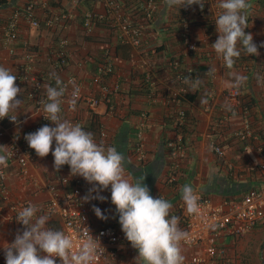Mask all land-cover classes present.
Masks as SVG:
<instances>
[{
    "label": "crops",
    "instance_id": "obj_1",
    "mask_svg": "<svg viewBox=\"0 0 264 264\" xmlns=\"http://www.w3.org/2000/svg\"><path fill=\"white\" fill-rule=\"evenodd\" d=\"M27 0H0V65L18 71L28 64L30 70L45 85L56 87L54 77L63 82L71 79L65 101L61 105V117L73 124L79 123L83 129L93 134L94 119L103 123L109 132V146L115 147L124 156L126 178L133 182L145 176L144 183L154 198L161 197L172 204L171 216H181L184 202L181 199V188L191 185L204 197L213 200L221 198H239L246 191L264 184V171L257 167L262 158L255 147L264 142V0H247L251 7L247 10L248 28L246 33L253 36L259 55H241L232 69H227L212 45L218 38L215 21L219 15L220 0H205L204 8L199 5L191 8V35L198 44V50L188 52L182 50L171 34L165 33L163 25H169L175 11L168 8L164 0H158V8L148 31L142 33L140 45L134 47L123 41L120 34L109 26H95L91 35H85L81 26L82 11L91 4L90 0H80L72 7V0H37L36 14L40 21L38 28L29 26L24 15H19L11 29L14 40L8 38L10 16L22 9ZM99 8L98 4H94ZM65 9H72L73 17L65 22L57 21L47 27L45 19ZM67 38L66 45L60 40ZM117 46V47H116ZM63 49L67 54V63L58 65L55 61L57 50ZM30 51V60L25 55ZM115 50V51H114ZM109 51L113 57L114 73L109 81L118 82L119 91L110 96L114 111L109 112L102 102L89 111L80 95L97 94L98 86L93 83L92 76L99 56ZM176 56L181 68L191 69L193 78L199 77L201 84L195 92L188 91L186 96L177 103L180 84L175 80L171 70V58ZM211 70L214 76H210ZM150 72L156 82V98L148 96L149 81L146 74ZM236 76H245L247 80L240 86L241 98L250 109L253 137L249 139V147L234 136L233 131L241 123L239 115H225V93L235 83ZM21 94L17 99L22 101L18 113V122L3 121L0 123V155H5L8 145L18 139L20 133L40 121L43 104L36 106L26 91L25 82H16ZM79 88L75 110L70 108L68 101L74 88ZM46 93V91H44ZM208 94H212V108L204 112ZM46 101V99H45ZM185 110V121L180 127L175 126L176 111ZM145 114V117L142 116ZM144 120L142 142L145 161L139 162L134 153L137 132L140 122ZM49 126H54L49 122ZM95 129V127H94ZM174 136L181 137L186 146V157L178 171L175 182H166L169 171L168 150L166 141ZM210 139H214L224 150L218 157L209 148ZM55 142H53V149ZM54 157L51 152L40 158L33 150L32 157L23 165L8 161L2 165L5 172V184L11 195V201H26L38 209L44 207L50 193L46 189V180L66 175L62 167L59 172L53 167ZM107 197L96 207L108 217L107 220L97 218L94 211L90 222L92 227L112 225L121 230L119 216L110 196L105 191L100 193ZM11 202L0 198V247L6 246L15 239L18 230L23 226L16 221L17 213L12 210ZM38 216L44 215L38 211ZM46 227L59 228L56 215L48 216ZM179 228L180 222H179ZM122 231V230H121ZM217 248L225 250V256L215 258L206 264H264V214L257 220L254 227L247 233L234 236L225 231L216 240ZM181 247L183 264H189L193 253L201 252V247ZM138 255L125 239L118 248L116 264H134Z\"/></svg>",
    "mask_w": 264,
    "mask_h": 264
},
{
    "label": "built area",
    "instance_id": "obj_2",
    "mask_svg": "<svg viewBox=\"0 0 264 264\" xmlns=\"http://www.w3.org/2000/svg\"><path fill=\"white\" fill-rule=\"evenodd\" d=\"M127 0H94L91 4L82 11L81 26L85 35H91L95 26L102 24L109 26L116 30L123 41H127L130 45L137 47L140 45L142 39V21L151 20L157 11L158 0H133L140 4L144 13V18L141 20L132 19L127 13L129 5H126ZM131 1V0H128ZM78 0H72L71 6L74 7L78 4ZM98 4L99 8L94 4ZM37 0H27L22 9H17L8 23V38L14 40L15 35L11 29L14 27L17 18L20 13H24V18L29 26L38 28L40 21L36 14ZM193 6V5H192ZM185 8L186 11H191V8ZM220 9L218 13H220ZM135 14H133L134 16ZM190 15V14H189ZM73 17L72 9H65L57 13L54 16H50L45 19L44 23L47 27H52L55 22L71 20ZM100 22V23H99ZM182 43L184 50L188 52H195L198 50V44L191 35V18L186 17L182 21ZM67 38H62L60 44L66 45ZM55 61L60 66H64L67 63V54L63 49H59L55 53ZM26 61L30 60V51L27 50L25 55ZM180 61L174 59L170 62V65L177 69ZM176 79L182 85L179 87V97L175 99L177 103H180L184 94H186L187 86L184 84V80L191 69H177ZM16 75V82H25L27 84L26 91L36 106L42 105V101L46 99V93L43 89V81L35 75L29 65L26 63L23 68L18 71H12ZM114 73V63L112 54L109 51H105L99 56L95 71L92 76V81L98 86L97 94H85L80 95L79 98L85 104V107L91 111L95 109L100 103L104 102L107 105L109 112L114 111V105L108 104L110 102V95L119 91L118 82L109 81V77ZM210 76H214L212 72ZM153 76L150 72L146 74V80L149 81L150 98H156L155 86L156 82L152 79ZM71 79H67L62 82V86L66 87V93L69 89ZM65 96L62 98L65 101ZM212 94H208L206 102L203 107L204 112H210L212 108ZM225 115H239L241 117V125L233 131L235 137L239 141L244 143L245 148L249 147V139L253 137L254 133L251 126L250 109L246 102L241 98V91L239 87H231L225 93ZM14 115V114H13ZM145 117V114H142ZM3 121H10L5 117L0 119V123ZM96 127L97 137L94 141L97 144H102L105 148L109 147V132L98 119L93 120ZM185 121V110L179 108L176 111L174 124L180 127ZM50 121L44 119L41 115V119L32 127L27 128L20 133L18 139L11 142L5 152L6 160L16 162L23 165L28 159L32 157L33 149L29 148L25 136L29 133L35 132L37 129L44 125H48ZM144 120L139 124V130L137 132V141L134 146L135 157L139 162L145 161V151L142 142ZM2 132L0 131V136ZM166 147L168 150L169 171L166 175V182L173 184L176 178V172L182 165L186 157V146L183 143L181 137L174 136L166 141ZM209 148L218 157L224 155V150L214 139H210ZM256 151L260 153L262 161L254 168H258L264 171V142H258L255 147ZM67 170L66 175H57L46 180V189L50 193L48 201L44 204V207H40L39 211L44 215L51 216L56 215L59 221V228H51L53 230L63 231L66 235H69L74 242V250H78L81 243L91 235L97 238L96 242L101 247L97 250V255L94 260V264H116L118 260V248L120 243L124 239V234L121 230L115 226L107 225L98 228H94L91 225L90 217L93 213V205L97 206L101 201L91 200L90 202H84L82 198L88 193L91 188L82 177L70 176L69 166H63ZM198 200V212L189 215L186 212V206L184 205L183 214L179 216V222L181 230L188 233L186 240L180 242V246L186 248H194L196 246L201 247V252L193 253L189 257V264H206L211 262L215 258H222L225 256V250L217 248L216 240L219 236L227 231L234 236H240L249 232L257 220L264 214V184L256 188L249 189L239 198H221L220 200H213L208 197H204L198 190L194 191ZM95 195V193H93ZM105 195L110 196V188L105 190ZM0 198L5 202H11V195L5 184V172L3 166L0 165ZM26 201L13 202L11 208L17 214L24 207H27ZM178 217V216H177ZM99 239V240H98ZM10 241L8 244L12 243ZM0 264H6L4 248L0 247ZM56 264H59L57 259Z\"/></svg>",
    "mask_w": 264,
    "mask_h": 264
},
{
    "label": "clouds",
    "instance_id": "obj_3",
    "mask_svg": "<svg viewBox=\"0 0 264 264\" xmlns=\"http://www.w3.org/2000/svg\"><path fill=\"white\" fill-rule=\"evenodd\" d=\"M164 3L168 8L180 9L199 5L202 10L205 0H164ZM250 7L247 0H220L218 4L221 10L215 21L218 38L211 45L227 69H232L241 55L238 43L244 54H260L252 34L245 32L248 28L246 13ZM54 78L57 86L45 85L46 101H42V115L54 126L44 125L27 134L25 140L29 148L40 158L51 152L56 171L67 165L70 176L82 177L91 185L82 198L84 202L93 199L104 202L107 197L100 193L110 188L111 204L119 216L124 237L138 253L134 264H183L180 242L187 239L188 233L179 228V217H170L172 204L150 195V189L144 183L145 176L134 182L126 178L124 156L115 147L105 148L97 144L93 134L85 131L79 123L62 119L61 105L66 87L62 86L58 76ZM16 79L10 68L0 65V119L7 117L14 123L18 122V115L13 113H18L22 105V101L17 99L22 89L16 85ZM246 80L245 76H236L231 86L240 87ZM184 83L189 85L188 91L195 92L201 80L189 75ZM78 95L79 88L76 87L68 101L72 110H75ZM200 103H205V100L201 98ZM5 162L6 156L0 155V165ZM181 199L189 215L198 212V198L191 185L181 188ZM38 211L35 205L29 204L17 214L16 221L23 230L17 231L12 243L3 246L6 264H56L57 259L59 264H94L97 250L101 247L100 242H96L97 238L88 235L79 249L74 250L71 237L63 231L47 228L48 216H38ZM93 211L97 218L108 219L95 205Z\"/></svg>",
    "mask_w": 264,
    "mask_h": 264
},
{
    "label": "trees",
    "instance_id": "obj_4",
    "mask_svg": "<svg viewBox=\"0 0 264 264\" xmlns=\"http://www.w3.org/2000/svg\"><path fill=\"white\" fill-rule=\"evenodd\" d=\"M78 1H80V0H78ZM93 1L94 0H90V3L93 2ZM126 5H129V9L130 8H133L132 10H129L128 13H127V15L128 16H131L132 19H135L136 15H137V19L138 20H141V19L144 18V13H143L142 8H141V6H140L139 3L133 2V0H131V1H128L127 0L126 1ZM172 10L175 11L174 18L173 17L171 18L172 20H170V24L169 25H165L164 24L163 27H162V29L165 31V33L171 34L173 36V38H174V41H176L178 44H180V47L183 50L184 49V45L182 43V38H183L182 37V34H183V29H182V23L183 22L182 21H183L184 18L190 17L189 14L191 13V11L189 12V11H186L185 8H181L180 9L179 7H173ZM133 14H135V15L133 16ZM20 15H24V13L21 12ZM10 18H11V16H10ZM153 19H154V17L151 20H149V21H142L143 26H142L141 32H145L146 30L148 31L149 26L152 23ZM99 25H102V24H99ZM169 58H171V61H173L174 59H177L176 56L175 57L174 56H170ZM177 69H182L181 66H180V64H179V67ZM177 69H175V68H173L171 66V70L174 73V76L178 72ZM175 80L177 81L176 76H175ZM179 84H180V86L182 85V83H179ZM112 95H114V94H111L110 96H112ZM185 96H186V98H190V99L192 98V97L188 96V93H186V94H184V96L182 97V99ZM182 99H180V100H182ZM109 103L110 104H113L112 103V99L110 100V102H108V104ZM93 124H94V127H95V123H93ZM94 127L92 128L93 131L94 132H97L96 131V127H95V129H94Z\"/></svg>",
    "mask_w": 264,
    "mask_h": 264
}]
</instances>
